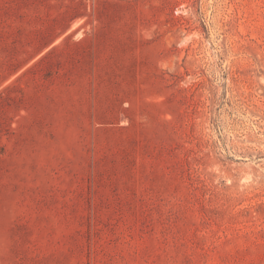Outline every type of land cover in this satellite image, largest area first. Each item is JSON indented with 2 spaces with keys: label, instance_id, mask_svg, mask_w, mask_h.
<instances>
[{
  "label": "rangeland",
  "instance_id": "374dc122",
  "mask_svg": "<svg viewBox=\"0 0 264 264\" xmlns=\"http://www.w3.org/2000/svg\"><path fill=\"white\" fill-rule=\"evenodd\" d=\"M0 264H264V0H0Z\"/></svg>",
  "mask_w": 264,
  "mask_h": 264
}]
</instances>
